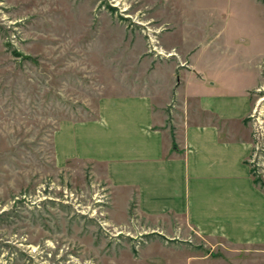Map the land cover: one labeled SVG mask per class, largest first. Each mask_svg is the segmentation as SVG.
Here are the masks:
<instances>
[{"label": "rangeland", "instance_id": "1", "mask_svg": "<svg viewBox=\"0 0 264 264\" xmlns=\"http://www.w3.org/2000/svg\"><path fill=\"white\" fill-rule=\"evenodd\" d=\"M252 68L260 175L264 0H0V264H264V248L141 214L101 164L57 166L53 148L58 123L94 117L102 96L243 83Z\"/></svg>", "mask_w": 264, "mask_h": 264}, {"label": "crops", "instance_id": "2", "mask_svg": "<svg viewBox=\"0 0 264 264\" xmlns=\"http://www.w3.org/2000/svg\"><path fill=\"white\" fill-rule=\"evenodd\" d=\"M190 65L180 69L200 77ZM254 70L243 83L225 79L219 86L178 88L176 82L165 93L152 87L102 96L94 117L58 123L54 161L101 164L109 184L141 214H173L199 235L264 248V189L254 180V142L245 124L260 75ZM169 96L177 111L166 126Z\"/></svg>", "mask_w": 264, "mask_h": 264}, {"label": "trees", "instance_id": "3", "mask_svg": "<svg viewBox=\"0 0 264 264\" xmlns=\"http://www.w3.org/2000/svg\"><path fill=\"white\" fill-rule=\"evenodd\" d=\"M252 171H253V174H254V180H255V182L258 183L264 189V183H263V181L261 180V178L257 174H255L253 168H252Z\"/></svg>", "mask_w": 264, "mask_h": 264}, {"label": "built area", "instance_id": "4", "mask_svg": "<svg viewBox=\"0 0 264 264\" xmlns=\"http://www.w3.org/2000/svg\"><path fill=\"white\" fill-rule=\"evenodd\" d=\"M253 161H254V159L252 158V159H251V163H252Z\"/></svg>", "mask_w": 264, "mask_h": 264}]
</instances>
